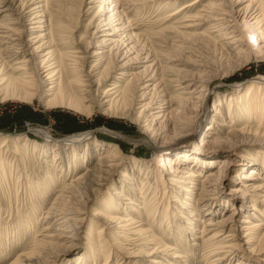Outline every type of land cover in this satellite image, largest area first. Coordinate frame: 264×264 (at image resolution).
Instances as JSON below:
<instances>
[{"label": "rangeland", "instance_id": "1", "mask_svg": "<svg viewBox=\"0 0 264 264\" xmlns=\"http://www.w3.org/2000/svg\"><path fill=\"white\" fill-rule=\"evenodd\" d=\"M192 1L0 0V88L4 87V92L0 90V146L6 138L14 141L2 157L6 163L15 166L12 178L8 176L9 180L5 181L0 177V264H78L84 250L99 238L92 234L97 232L93 227L98 218L91 214L94 209L101 210L99 205H107L104 198L111 193V184L115 191L123 187L124 193L136 194L138 191L139 195L143 184L149 183L153 179L151 176L160 169L162 162L159 160L169 154L177 160L178 154L184 152L190 155L186 165L182 164L186 171L195 166L194 156L205 159L214 156L215 164L207 167L199 163L194 167L198 174L194 185L201 189L191 183L176 181H172L174 186L168 187V192L176 190L178 195L181 194L179 199L189 204L181 207V203L172 201L175 198L171 194L172 203L181 209V213L172 210L162 229H159L161 223L157 218L152 229L159 236L162 233L168 245L180 248L186 261L172 259L165 253L159 258L161 262L264 264L263 244L252 240V236L240 228L245 225L241 221L247 217L256 221V214L259 221L263 219L252 206L257 205L264 212V186L254 190V185H264V168L259 170L263 179L253 180L247 176L251 174V167L264 164V136L259 134L264 126L257 118L249 123L248 117L234 112L235 106L230 109L227 106L228 101L239 100L253 79L264 77V55L258 54L260 44L254 45V49L249 47V38H243L240 45L225 40L227 44L223 49H216L209 43L203 47L208 40L205 37L198 46V43L193 45L192 41L174 38L171 30L163 31L174 21L167 20L165 24L157 21ZM259 1L264 3V0H243L242 3L217 0V3L233 16H243L250 2L246 14L254 13L258 6L255 2ZM161 3L163 9H159ZM198 9L188 12L194 13ZM185 14L180 13L178 17ZM31 20L38 23H30ZM49 35L54 37L52 41ZM50 51L62 62V85L66 90L73 88L72 98L62 100L61 96L55 100L59 95L57 92L51 99L47 96L48 85L41 82L31 96H26L25 90L17 85L5 93L12 76L17 77L21 72L15 70L16 63H27V67L32 68L31 74L37 76L43 72L41 56H50ZM95 52L98 56H94ZM69 57L78 60L75 68L67 66L73 62ZM94 64L98 66L93 67ZM115 81L120 85L128 83L132 91H128L124 102L110 105V100L118 96H107L105 90ZM82 83L87 87H81ZM260 93L263 99L264 90ZM80 104L85 109L78 107ZM216 108H222V117L215 115ZM159 115L164 117L158 118ZM224 120L251 126L258 134L238 133L231 137L230 127L221 125ZM210 124L213 128L207 131ZM37 128L45 129L50 138H40ZM78 135L86 136L72 144L67 142ZM237 137L241 141L235 144ZM30 139L40 140L46 150L33 151ZM114 146L119 147V160L110 162ZM10 149L18 155L9 152ZM156 149L164 152L159 154ZM83 157L87 160L75 165V159ZM104 157H108L107 160L100 161ZM221 165L224 168L219 169ZM93 167H102L98 174L100 181L90 186L88 195L73 188L76 194L66 199L67 187L63 189V185L79 176L87 178L88 170ZM1 170L0 161V173ZM169 171L171 177L180 179L174 169ZM211 172L218 175V182L202 183V179H209ZM29 180L33 182L30 189L35 185V190L27 189ZM247 181L253 185L243 187ZM213 182L217 184L210 185ZM185 188L192 190L189 197L182 193ZM61 204L68 208V217H73L72 226L64 232L55 231L59 228L57 224L52 223L50 227H54L52 233L55 235L71 236L76 245L70 248L65 238L56 236L54 239L33 233L34 229L37 232L46 225L42 222L43 213L52 205L61 207ZM123 206L127 212L124 214H131L138 220L141 230L147 229L148 225H143L148 223L146 212L138 213L139 217L132 205ZM233 210L235 218L228 219ZM192 212L194 215L190 217ZM179 214L190 218L192 231ZM82 218L84 221H78ZM170 221L178 227L179 234L173 233L174 228H167L166 223ZM230 221H235V225L231 226ZM203 228L206 231L201 233ZM236 229L240 231L233 238L235 242L225 243L229 240L225 236ZM110 231L116 232L114 228ZM263 232L264 229L260 234ZM219 233L222 236L218 238L216 234ZM42 239L51 241L46 247L60 254L57 260L47 259L39 252L34 255V260L27 259L29 250L36 249L34 242ZM109 239L110 243L116 240L127 245L120 235H111ZM128 243L129 250L135 251L132 256L126 258L117 252L111 255L109 264H118L121 258L124 264H152V258L147 256L151 244L138 240ZM231 243L235 249L224 247ZM227 253L230 256L225 257ZM103 259L87 258V262L83 259L82 263L102 264Z\"/></svg>", "mask_w": 264, "mask_h": 264}, {"label": "bare ground", "instance_id": "2", "mask_svg": "<svg viewBox=\"0 0 264 264\" xmlns=\"http://www.w3.org/2000/svg\"><path fill=\"white\" fill-rule=\"evenodd\" d=\"M117 1H120V0H117ZM204 1L205 0H193L189 4L181 7L177 12L168 15L169 17L168 16L162 17L157 22L159 24H165L167 23V20L168 21L173 20L174 22L171 23L172 24L171 26H165V28H163L162 30L163 31L171 30V32L175 34L173 36L174 38H178V39L181 38L183 40H186V42L192 41L193 45L197 44L199 41L200 43H202L201 42L202 38L204 37L207 38L209 41L207 40L208 42L206 41L205 44L203 42L204 44L203 47H206L209 43V44L214 45L216 49H219V48L221 49L223 46L227 44L225 43L226 42L225 40H231V43H234V44L238 43L240 45L241 43H243V38H246V39L249 38V47L253 48L254 45L260 44L261 46H259V48L257 49L258 54L261 52L260 54L264 55V3H261L260 1L259 3L255 2L258 5L256 8V11L254 13L246 14L248 12V8H250V4L253 1H255V0H252V2H250L248 5L247 10L243 13L244 14L243 16H240V15L233 16L230 12L219 8L217 0H210L208 1V3L203 4ZM242 1L243 0H238V2L240 3H242ZM169 2L170 1H168L166 5ZM163 7L164 5L163 3H161L159 6V9L160 8L163 9ZM195 8H199V9L196 10L194 13L188 12L189 10L195 9ZM216 9L220 10L221 12L217 11ZM187 12L189 14H185ZM180 13H184L185 15L178 17ZM241 18L243 19L242 22H244V24L240 22ZM33 21L34 20H31L30 23H33V24L38 23V22H33ZM98 26L99 25L97 21V23L94 25L96 30L98 29ZM38 27L41 28L42 26H38ZM49 32H50V27H49L48 33ZM48 33H46L45 35H47ZM43 36H40V37H43ZM49 36H50V40L52 41L54 37H52V35H49ZM36 38H38V36ZM199 45L200 44L198 43V46ZM194 49L196 50L197 48H194ZM257 51L255 52L257 53ZM55 55H56L55 52L50 51V56L49 54L46 56H41L42 57V68L41 69L43 70V72L39 74L37 73L38 77L35 74L34 75L31 74L33 73L31 70L32 68H28L27 63H24L23 61L16 63L17 66L15 67V70L21 71V72L18 75H16L17 77L12 76V78L10 79L9 85L5 88V93H8L10 87L14 89L15 85H17L20 89L22 87L25 90L26 96H31L32 94L34 95V91L37 92L38 83L41 82V83H44L45 86L47 85L49 86V87L47 86V96L48 95L51 96V99H54L56 97L57 92L59 93V95L55 98V100L61 96H62V100H64L65 98H69V99L72 98L74 90L73 88H68V90H66L63 87L62 85L63 65H61L62 62L60 60H57L56 57L54 58ZM95 55L98 56V53L95 52L94 56ZM69 56H73V55H69ZM73 57H79V56H73ZM70 58L72 57H69V60H72L73 62L71 63L69 62L67 66L70 65L73 68H75V66H77L78 60H75L74 58L73 59H70ZM99 59H101V56ZM16 61H18V59ZM96 65L98 66V64H94L93 67H95ZM202 66L206 67V65H202ZM102 71L104 72V70ZM0 86H2V83ZM81 87H87V86L86 84L82 83ZM63 89H64V94L62 95ZM0 90L4 92V87L0 88ZM129 90L132 91V89L129 88L128 83L126 85H120L118 81H115L110 88L105 90V95L107 94V96L108 95L112 96L116 94V96H118L110 100V105H111L114 102L116 103L120 101L124 102L127 99L128 93L130 92ZM262 90H264V77H257L251 81V84L248 86V90L240 96L239 100H230L228 101L227 106L229 109L235 106L236 110L234 112L239 113V116L248 117L249 123L253 121V118H257L258 121L260 122V125L264 126V98L261 99V93H260V91ZM66 92H67V96H66ZM193 92L194 90L191 93ZM80 99L83 100L82 98ZM82 106L83 105L80 104L78 107H82ZM82 108L85 109V107H82ZM222 113H223L222 108H216L215 115L217 117L218 116L222 117ZM157 117L160 118L164 116L159 115ZM230 122H231L230 120L228 121L224 120V122L221 123V125L230 127L228 133H230L229 136L231 137L235 136L238 133L245 134V133L254 132L258 134V130L252 131L251 126L249 127L248 125L239 126L237 125L238 122H233L234 124L232 123L230 124ZM207 128H208L207 129L208 131V130H211L213 126L210 124ZM36 130L40 138L41 137L45 139L50 138L49 134L47 133L45 129L37 128ZM259 134L264 136V129L260 131ZM83 136H86V135H78L76 137H72L67 142L72 144L74 143V140H77V139L79 140L83 138ZM231 137L228 139H231ZM236 139L237 140H235V144L236 143L238 144L239 141H241V139H238V137ZM30 141H31L30 143L32 145L33 151L46 150V145L42 144L40 140L30 139ZM11 142L14 143V141L10 139L8 140V138H6L4 142L2 143V145L0 146V149H1L0 150L1 151L0 161L2 164V170L0 173V177H1V180H5V181L9 180L7 179L8 176L12 178L11 172L15 167L13 164L6 163L2 157L4 150L8 148ZM118 148L119 147H115V146L113 147L112 151L116 152V154L114 152L111 153V155L109 156L110 162H116L119 160V157L117 155ZM8 151L12 153L15 150L10 149ZM156 151L159 154L164 152V150H158V149H156ZM14 154L16 156L18 155L15 152ZM107 158L108 157L100 158V161H103L104 159L106 161ZM189 158H190V155L187 152L179 153L177 156V160L174 158L173 154L164 156L163 159L159 160L160 162H162L160 169L156 173H154V176H151L153 179L149 181V183L146 182V184H149L148 187H146V184L145 185L143 184L142 189H141L142 191H139V195H137L138 191L136 194L124 193L125 188L123 187H121L120 191H115L116 189L114 188L113 184H111L110 188L112 191L111 193L110 192L107 193V196L104 198L107 205L106 206L105 204L99 205V208H101V210L98 211L97 209H94L91 214L94 217L98 218V221L95 222V225L93 227L94 230H97V232H93L92 234L94 236H98L99 238L95 243L91 244V246H89L88 248H86V250H84V252L79 257L78 264H84L82 263L83 259H86V262H87V258L93 259L94 261H98V259H100L101 257L104 258L102 264H109L111 262L110 260L111 255L114 256L115 253L117 252H121L123 257L130 258L132 256L131 253H134L135 251L129 250L131 248L128 247L130 245L128 241L136 242V240L147 242L148 244L152 245L151 248L147 247L148 249H150L147 256L152 258L151 259L152 264H166L164 262H161V260L159 259L160 257H163L162 255L165 253L169 254L172 257V259L178 260L181 258L184 261H186L185 258H182L183 257L182 254L184 253L181 251V249L176 246L172 247L168 245V243L166 242L167 240L162 235V233L159 236L157 232H154L155 230L152 229L153 228L152 224L158 218L159 222L161 223L159 229H162L163 225H165V221H167L166 218L172 214V210H175V212L177 211L181 213V209L175 207L172 201H175V203L176 202L181 203L179 204L181 207H185V205L189 204L186 201H181L179 199V196L181 194L179 193L178 195L176 190L173 191L172 193L167 191L168 187L172 185L174 186L172 181L173 182L174 181L186 182V183H191V185H194L195 184L194 180H196V177L198 175L196 174V169L194 167L198 165L199 163L207 167H212L215 164L214 156H210L206 159L194 156V159L196 161L195 166L186 171L185 168L182 167V164L186 165L185 162L188 161ZM86 160H87V157H83L81 159H75L76 161L75 165H78V163L81 164V162H85ZM225 162H227V160H225ZM101 168L102 167H93L90 170H88L87 178H84L85 176L83 177L79 176L78 178L73 177L74 179H70L71 181L70 183H67L65 186L63 185L64 187L63 189L67 187L65 190L68 193L66 196V199H71L74 197V194H76V192L73 191V188H75V190L79 189L78 192H80L81 194L84 193L88 195V192H90L89 191L90 186L96 185L95 182L97 180L100 181V179H98V174L99 172H101ZM222 168H224L223 165H221L219 169H222ZM262 168H264V164L261 167L260 166L251 167L249 169V171H251V174H249L247 178H251L253 180L263 179L262 174L259 171ZM169 169H174L175 170L174 174L177 175L176 177L178 179L179 178L180 179L176 180L174 179V177H171L173 175H170V171L168 172ZM208 175L210 176L209 179H206V180L202 179L201 180L202 183H204L205 181L211 182V180H215V182H218V179H216L218 175L215 174V172L208 173ZM148 176H150L149 173H148ZM212 176H213V179L211 178ZM183 179H186V180L184 181ZM215 182H213L210 185L215 186L217 184ZM127 183L129 182L127 181ZM30 184H33V182H30L29 180L27 189H30L31 187ZM252 185L253 184L251 182L247 181L243 184V187L248 188V187H251ZM254 186H255L254 188L255 190V189H261L264 185H254ZM35 187L36 186L34 185L31 189L35 190L36 189ZM175 187L178 188L177 185ZM195 187L196 189L202 188V187L197 188V186ZM171 189L173 188L171 187ZM191 191L192 190L185 188V190L182 193H185L186 196L189 197L191 194ZM171 194L174 195L173 196L175 198L174 200L171 199ZM123 205L125 206L132 205V208H133L132 210L137 212L136 215H138V213L146 212L148 223L147 224L145 223L143 225H148L146 226L147 229L141 230V228L139 227H142V226L141 224H139L138 220H135V218L132 217L131 214H128V215L124 214L127 212H126V209L124 210ZM65 207L66 206L64 204H61V207L52 205L50 208H48L42 215V222L43 223L46 222V225L42 226L40 231L36 232L37 229H34L33 230L34 235L49 236L55 239V237L59 235H55L52 233V229L54 228V227H50L52 226L51 225L52 223L57 224V226H59V228H56L55 231H63V232L68 231L67 228H70L72 226L71 221H74V219L73 217H68L67 215L68 208L66 209ZM252 208H253V211L263 215L262 216L263 219L261 220L262 222L258 220L257 218L258 216H256L255 214L254 216H255L256 221H253L251 220L250 217H247L246 219H243L241 221L245 225H241L240 228L246 231L247 234H250L252 236V240H255L259 244H263V249H264V232L260 234V232L264 229V212L260 210V208L257 207V205L252 206ZM231 213L232 214L228 217V219L235 218V215H236L235 210H233ZM9 215L12 216V213ZM193 215H194V212H192L190 217H192ZM178 216L185 221L187 228L190 231H192V228H191L192 222H189L190 218H185L181 214H179ZM149 218H152V219L149 220ZM161 220L163 221L161 222ZM78 221H84V218ZM226 221L227 220H225V222ZM171 223H172L171 221L166 223L168 224L167 228H174L172 229L173 233L179 234L178 227L173 226V224ZM230 225L231 226L235 225V221H230ZM111 228H114L116 232L112 233L110 231ZM203 231H206V230L203 228L201 233H203ZM239 231L240 230H237V229L235 230V232L234 230L230 231L233 233L227 234L225 236V239L226 238L229 239L227 240L228 242H225V243H229V242L234 243L235 240L233 238H235L237 232ZM9 232H10V229L7 231V234H9ZM114 234L120 235L121 237H123V239L127 242V245H123L122 243L116 240L113 241V243H110L111 241L109 238L111 235H114ZM216 235H218L217 236L218 238L222 236V234L220 233ZM59 237L65 238L66 242L70 243L69 244L70 246L68 248H70L72 245H76L74 243V240H71V236H69L68 234L61 233ZM49 242L51 241L47 239H42L39 242H34V248L36 249L32 251L29 250V254H27L29 258L27 259L34 260L33 259L34 255L36 254V252H39L40 254L45 255V258L47 257V259L52 258L54 260H57L60 257V256L59 257L57 256L60 254L58 252L54 253V251L46 247L48 246ZM232 243L227 244L224 247H228V248L231 247L235 249L233 247L234 244ZM227 251L230 254H232L230 250H227ZM229 253H227L225 257L230 256ZM223 258H221L220 260H223ZM124 263L125 261H123L122 258L118 262V264H124ZM173 263H176V261H174ZM209 263H212V262H210L209 260Z\"/></svg>", "mask_w": 264, "mask_h": 264}]
</instances>
